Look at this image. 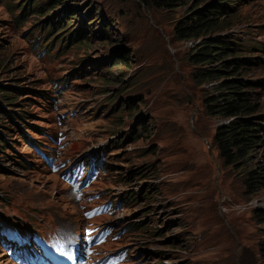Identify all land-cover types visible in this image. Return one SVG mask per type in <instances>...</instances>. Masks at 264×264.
<instances>
[{
	"label": "rangeland",
	"instance_id": "rangeland-1",
	"mask_svg": "<svg viewBox=\"0 0 264 264\" xmlns=\"http://www.w3.org/2000/svg\"><path fill=\"white\" fill-rule=\"evenodd\" d=\"M232 1L206 4L228 7L210 37L241 50L252 61L243 79L262 83L250 94L261 102L263 140L252 157L264 166V0ZM24 2L0 0V103L8 110L0 119L8 144L0 143V227L83 234L84 208L104 202L112 210L92 222L118 237L100 252L124 249L133 264H264V180L249 187L243 169L223 164L214 136L225 119L206 115L214 90L192 78L201 39L175 34L198 1L59 0L47 16L31 13L18 24ZM48 17L52 25L42 29ZM71 32L78 39L69 43ZM122 56L129 68L115 67ZM121 71V84L102 79ZM9 97L12 105L2 100ZM43 152L62 171L97 157L104 169L92 198L78 201ZM2 234L0 264H18Z\"/></svg>",
	"mask_w": 264,
	"mask_h": 264
},
{
	"label": "trees",
	"instance_id": "trees-1",
	"mask_svg": "<svg viewBox=\"0 0 264 264\" xmlns=\"http://www.w3.org/2000/svg\"><path fill=\"white\" fill-rule=\"evenodd\" d=\"M38 1L40 0H25L24 4L20 6L21 13L15 18V21L18 24L23 23L31 13L33 15L47 16V12L53 11L59 5H54L59 0H41L45 4L37 8ZM139 1L144 2L147 0ZM159 1L169 7L187 5L186 0ZM196 1H198L199 5L193 12L178 21L175 27V34L183 41L201 39L199 48L191 55V61L197 65L192 78L196 84L200 86L208 84L214 90L205 97L203 102L206 115L212 118L225 119V123L219 125L216 129L214 144L218 149L223 164L243 169L246 172L247 185L256 187L257 184L262 183L261 179L264 180V166L254 163L252 157L263 142L260 136L261 102L257 97L250 94V91L255 90L256 86L262 85V83L243 79L242 75L247 66L252 65V61L242 57L241 50L224 47L225 42L221 39L210 37V34L219 27L221 16L228 7L224 3L217 4V2H211L206 5L211 0ZM230 1L233 2L232 0ZM203 3L204 7H202ZM17 5L19 4L14 5V7ZM198 8L200 9L197 10ZM51 21L52 19L49 17L43 21L42 29H49L52 25ZM69 28L65 25L62 26L61 30L50 39L49 43L54 45L59 35ZM74 34L71 32L68 35L69 43H72L76 38L78 39V37L74 38ZM65 37L61 40V43H63ZM107 44L109 47L113 45L110 40H107ZM213 64H219V66L212 67ZM120 65H124L127 68L130 67L125 56H122V61L116 62L115 67ZM121 73L123 71L119 72L114 78L108 75L102 77V79L107 84H121L123 79L118 78ZM14 89L19 91L17 88ZM2 100L6 102V105L14 103V97ZM126 111L132 114L134 109L130 106ZM7 114L8 110L0 103V119L4 116L7 117ZM0 143H3L5 147L8 145L2 134H0ZM3 145L0 144V149H6ZM130 199L134 201V197H129L128 200ZM128 228L131 231L137 229V227L134 228L131 225Z\"/></svg>",
	"mask_w": 264,
	"mask_h": 264
}]
</instances>
